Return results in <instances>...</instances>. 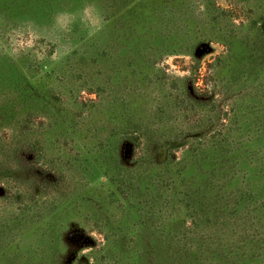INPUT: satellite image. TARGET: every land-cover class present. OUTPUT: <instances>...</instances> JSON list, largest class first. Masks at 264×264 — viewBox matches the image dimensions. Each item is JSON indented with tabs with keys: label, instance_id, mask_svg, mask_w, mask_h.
<instances>
[{
	"label": "rangeland",
	"instance_id": "rangeland-1",
	"mask_svg": "<svg viewBox=\"0 0 264 264\" xmlns=\"http://www.w3.org/2000/svg\"><path fill=\"white\" fill-rule=\"evenodd\" d=\"M133 1L131 20L137 5L150 14L151 0ZM97 2L107 27L71 57L0 58V264H125L118 251L146 226L135 213L151 210L152 230L175 232L189 201L174 181L210 142L240 147V179L222 203L189 210L187 244L264 264V0H163L181 41L137 59L128 19ZM202 43L212 49L196 56ZM139 186L141 205L130 199Z\"/></svg>",
	"mask_w": 264,
	"mask_h": 264
},
{
	"label": "trees",
	"instance_id": "trees-1",
	"mask_svg": "<svg viewBox=\"0 0 264 264\" xmlns=\"http://www.w3.org/2000/svg\"><path fill=\"white\" fill-rule=\"evenodd\" d=\"M68 1L70 6L73 5L72 7H77L81 3V0H0V17L6 18L9 23H14L24 17H32L40 23H45L52 13L63 8L64 3ZM101 1H103L101 2L103 5L114 2L115 12L120 17L128 19L130 24L122 23L123 30L121 29V31L129 35V39L127 38L129 50L134 52L133 55L129 56L130 58L148 57L153 53L158 55L157 53L166 52L169 44L180 43L182 34H179V31H175L174 28L175 26L176 29L179 28L178 22L181 20L178 21L174 9L171 11L168 7H163V0H151L150 14L147 16L141 15L140 7L143 6L137 5V14L133 20H131L130 7H128L134 2L133 0H129L128 4H121V0ZM161 8L163 11L160 10ZM185 19L187 20L186 14ZM259 48L264 50L263 45H259ZM249 50L251 51V47ZM175 51L178 49L175 48ZM248 54L251 57V53L248 52ZM247 67V69H252L253 64L249 63ZM202 97L200 94L194 93V99L202 100ZM261 119L264 120V115L261 116ZM262 125L264 143V124ZM242 154V150L237 146L228 147L222 142L208 143L198 155L185 162V167L180 170L179 176L174 181V184L177 185L175 189L179 190L178 194L184 195L187 198L185 200L189 201L188 208L181 206L184 214L180 216L177 227L174 229L175 232H172L173 227L171 228L167 224L161 227L160 233L152 230L147 225L148 222H145L152 216L151 210H148L147 214L135 213L133 215L134 218H137L135 225L146 224L145 227L138 229L140 242L132 249L123 246L117 255L124 259L125 264H135L130 260L132 258H136L137 264H213L212 261L215 264H218L219 261L223 264H231L232 262L227 259L229 254L227 251L215 248L214 251L209 252L205 248L199 247L197 249L194 245H188L191 236H189V228H185V226L186 221H188L187 218H189V210L194 208L200 211H208L209 200L222 203L221 200L225 198L226 194L229 197L235 192L236 189L230 187H236L240 179L238 162ZM262 178L264 179V176ZM213 179L222 181L224 185L227 184L226 190H222L220 187L216 192L214 189L207 188V184ZM131 192L133 194L130 199L138 200L139 205H141L143 200L140 198L145 195L144 192L142 196L141 186L133 188Z\"/></svg>",
	"mask_w": 264,
	"mask_h": 264
},
{
	"label": "clouds",
	"instance_id": "clouds-1",
	"mask_svg": "<svg viewBox=\"0 0 264 264\" xmlns=\"http://www.w3.org/2000/svg\"><path fill=\"white\" fill-rule=\"evenodd\" d=\"M107 17L97 0H81L74 8L58 9L45 23L24 17L14 23L0 17V58L16 62L60 63L105 31ZM46 48L49 54H42Z\"/></svg>",
	"mask_w": 264,
	"mask_h": 264
},
{
	"label": "water",
	"instance_id": "water-1",
	"mask_svg": "<svg viewBox=\"0 0 264 264\" xmlns=\"http://www.w3.org/2000/svg\"><path fill=\"white\" fill-rule=\"evenodd\" d=\"M211 49L212 48L209 43H202L201 46L198 47L196 50V56H201L204 52H209ZM126 145H127L126 156L128 157V156H131L130 153H131L133 144L131 142H127ZM85 242L92 243L93 239L86 238Z\"/></svg>",
	"mask_w": 264,
	"mask_h": 264
},
{
	"label": "flooded vegetation",
	"instance_id": "flooded-vegetation-1",
	"mask_svg": "<svg viewBox=\"0 0 264 264\" xmlns=\"http://www.w3.org/2000/svg\"><path fill=\"white\" fill-rule=\"evenodd\" d=\"M75 237L76 238H82L83 237V234L82 233H75ZM84 240L86 241V237L84 238ZM79 241V240H78ZM94 241V240H93ZM85 243V242H84ZM93 243V242H92ZM91 244V243H90ZM76 255H77V253L76 254H73V257H76ZM85 258V257H84ZM81 259H83V258H81Z\"/></svg>",
	"mask_w": 264,
	"mask_h": 264
}]
</instances>
